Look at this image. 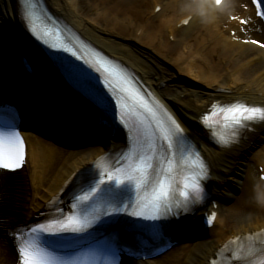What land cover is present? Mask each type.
Returning <instances> with one entry per match:
<instances>
[{"label": "bare ground", "instance_id": "bare-ground-1", "mask_svg": "<svg viewBox=\"0 0 264 264\" xmlns=\"http://www.w3.org/2000/svg\"><path fill=\"white\" fill-rule=\"evenodd\" d=\"M150 1L153 3V10L165 3L153 16L154 18L163 14L167 6L168 10H173L184 2V0ZM231 1L234 5L238 2V5L246 2L248 10L246 19H249L255 29L253 31L247 23L244 27L238 23L233 24L232 30L238 35L244 30L253 36L256 33L264 38V23L256 14L252 0ZM44 2L83 39L131 71L145 91L174 117L185 135L196 145L207 161L209 177L205 186L208 199L186 212L180 211V218H172L166 226L167 235L174 241L187 240L197 232H204L209 237L205 242L206 251L189 258L188 247L171 248L164 256V261L150 262V264H222L235 248L264 239V204L258 202L256 189L258 184L264 185V181L260 178L264 174V151L262 155L255 157V151L264 143V120L247 123L226 143L217 141L212 132L201 122L204 112L214 102L219 104L241 102L264 108V50L261 44L256 45L252 42L251 45L249 43L244 47L246 52L253 53L256 57L250 58L242 67L248 65H254L253 68L261 67L260 70H254L247 80L242 79L239 70L226 72L224 75L218 73L207 75L208 73L201 71L194 76V79L190 78L187 72L179 71V76L184 75L193 82L191 85L194 87L187 88L177 82L178 74H169L156 57L147 52L145 54L137 51V54L134 49L117 40L120 37L115 33L128 34L132 27L136 29L135 33L141 29L135 27H141L143 20L140 25H135L134 20L139 17L142 7L148 0H44ZM200 2L203 9L207 10V16L187 10L175 18L174 25L171 24V19L164 20L166 25L165 35H162L164 46L168 45L169 38H175L179 33L192 27L200 17H204L211 24L215 22V14L220 11L215 5V0H200ZM81 14L94 18L88 20ZM188 19L187 25L178 30L177 25ZM101 27L108 29L109 32ZM224 27H216V31L223 37V42L227 43L233 40L236 34L232 36L230 31L228 35H224L222 30ZM146 34L147 30L144 28L141 36ZM203 53L204 50L200 48L199 56L207 60ZM3 55L7 57L5 63ZM22 57H26L32 64L37 77L41 79L52 77L53 69L38 52L28 33L20 0H0V73L11 76L13 68L9 67L15 66L16 60L18 58L21 60ZM62 97L63 95H60V98ZM36 99L38 100L39 97L36 96ZM28 100L30 103L34 101V95L31 94ZM63 103H60L59 110L62 112L55 120L57 122L55 125H61L60 127L63 128L69 122L70 126L67 130L72 132L73 127L76 130L74 137L79 136L82 140L98 144L73 152L75 156H69L68 161H64L61 152L41 142L37 134L29 130L22 131L28 142L27 158L22 169L10 173L0 168V264H21L19 246L29 235L30 229L105 155H111L125 146L124 134L117 133L108 137L104 130L92 127L89 123L86 126L82 123L84 121H81L85 117L80 113L75 116L68 111L69 115L72 114L69 117L66 111L62 110L66 101L63 100ZM46 106L50 104L47 103ZM53 116L56 115L51 112L48 118L52 120ZM68 118L70 121H67ZM80 132L84 133L80 136ZM25 183L35 190L46 189L45 195L37 196L39 202L33 208L21 203L20 207L13 209L11 207L10 211H7L6 201L15 200L12 194L22 185L26 187ZM227 184H231L241 195L235 197L225 188ZM229 199H235L237 205L228 208L226 202ZM63 209L66 211L67 205ZM212 212L217 213L214 225L211 228H204L203 217ZM120 264H147V262L127 258Z\"/></svg>", "mask_w": 264, "mask_h": 264}, {"label": "snow or ice", "instance_id": "snow-or-ice-1", "mask_svg": "<svg viewBox=\"0 0 264 264\" xmlns=\"http://www.w3.org/2000/svg\"><path fill=\"white\" fill-rule=\"evenodd\" d=\"M220 0H218V3ZM256 5V14L264 18V0H252ZM187 23V21H184ZM242 25L246 24V20H240ZM258 43L257 41H252ZM264 47V44L260 45ZM65 51L71 52L70 48L65 47ZM75 55V53H72ZM96 63L101 68L110 74H115L116 69L109 65V63L97 54ZM139 99L140 105L146 109L154 118L157 111L161 112L166 117L167 127H161L162 139L167 142L168 151H172L177 146V141L174 137L182 136V129L176 121L163 111L162 107L156 103L155 110L149 106L139 94H135ZM219 107L213 105V111L211 115H205L202 121L205 125L213 123L212 117L217 115L215 109ZM220 114H223L225 126L237 125L241 126L245 121H255L257 119L264 120V108L262 107H250L243 103L231 104L228 107H220ZM123 119V117H122ZM158 124L162 123L157 121ZM221 143H226L224 137L220 138ZM181 151V159L190 164L192 167L199 168L198 172H189L184 175L179 181L183 186L179 189V195L183 197V201H177L178 207L186 206L190 199V191L196 194V199L200 198L203 189L201 187L200 180L206 177V164L196 154V158L190 160L189 157L183 155V149ZM175 152H173V158ZM173 158L168 159L167 167L161 166L159 171L152 163L149 162L150 157L140 153H131L125 157L128 163L115 169L116 174L111 172L103 173L106 176L105 179H100L98 182L93 183L87 190H82V194L75 197L76 203L71 206L72 210L80 206H87L91 203H95L97 200L107 198L109 201L119 199L130 186L135 187L138 194L148 192V195L143 196L136 203L138 210L131 213V215L138 217H145L146 214H150L148 218L153 220L160 218L161 208L165 212L170 211L169 203L174 199L177 192V180L173 175L174 163ZM24 159V142L18 134L13 133L9 139V143L6 146L2 137H0V168L15 169L21 166V162ZM120 208L114 207L111 212L105 210V215H112L119 213ZM91 217V218H90ZM99 219L98 215L90 213L84 208L81 213L73 212L72 215L67 216L61 220H55L49 224H38L36 227L30 229L31 234L44 233L49 236H57L62 232L83 233L91 228L95 221ZM154 227H160L155 226ZM50 243H57L52 241ZM19 252L21 256V264H57V262L49 258V253L46 249L41 248L34 241L24 240L19 246Z\"/></svg>", "mask_w": 264, "mask_h": 264}, {"label": "rangeland", "instance_id": "rangeland-1", "mask_svg": "<svg viewBox=\"0 0 264 264\" xmlns=\"http://www.w3.org/2000/svg\"><path fill=\"white\" fill-rule=\"evenodd\" d=\"M162 4L165 5V3ZM238 4L234 5L231 0H226L220 11L215 14V22L213 24L209 23L204 17H200L192 27L179 33L175 38H169L168 45L164 46L162 43V35H165L164 32L166 31V25L164 24L165 19H171V24L174 25L176 22L175 18L184 11H194L202 16H207V10L205 8L203 9L200 0H184L179 7L177 6V8L173 10H168V6L166 5V11L159 17L154 18L153 16L157 14V10H153V3L148 0L144 7H142V12L139 17L134 20L135 25H140L143 20L141 27H135L141 29L135 33L136 29L132 27L128 34H115L120 37L117 39L118 41L134 49L137 54L138 52L145 54L147 52L156 57L160 65L168 71L169 74H178L177 82L187 88H193L194 86L191 85L193 82L184 75L180 74L179 76V71L187 72V75H190L189 77L194 79V76H197L201 71H205L208 73L207 75H211V73L224 75L226 72L239 70L242 73V79L247 80L254 70H260L261 68H253L254 65L242 67L250 58L253 59L256 57L253 53L246 52L244 49L245 45H248L247 43L250 41L247 34L243 32L240 35H235L236 37L233 40H229L225 43L222 40L223 37L216 31V27L225 26L222 30L224 35H228L230 31L234 32V30H232L234 27L233 24L240 23V20H246V2L240 3V5ZM183 7L185 9H183ZM81 16L88 20L94 18L84 14H81ZM144 28L147 30V34L146 36H141ZM101 29L109 32L106 28L101 27ZM178 29L180 30V28ZM151 33L153 35H150ZM254 39V41L260 40V42L264 40L258 36ZM200 48L204 50L203 54H205L207 60H203V57L201 58V56H199ZM213 64L216 66L214 67ZM248 68L249 70L247 71ZM168 93L175 94L174 92ZM65 120L66 118L62 120V123H64ZM42 129L46 133L43 138L41 137L42 142L50 147L58 149L64 161H68L69 156L74 157L75 155L73 152H78L82 147L96 144V142H89L82 139L76 140L74 137H71L73 134L68 130L63 134L59 129L56 130L52 128L48 123L45 124ZM261 146L264 148V143L261 144ZM235 178L238 177L235 176ZM225 188L235 195V197L238 198L240 196V192L235 190L231 184H227ZM45 191L42 189L35 190L27 186L22 187L19 190V194L17 192L14 194L16 200L13 202L15 203L9 204L10 200L7 201L6 210L10 211V207H12V209L18 207L17 205L19 203H23L28 207H34L38 203L37 196L44 195ZM226 205L227 207L235 206L237 205V201H235V199H229ZM207 239L208 237L205 234H195L189 240L179 242L175 247L187 245V252L191 258H194L196 255H199V253L206 251L207 245L205 242Z\"/></svg>", "mask_w": 264, "mask_h": 264}, {"label": "clouds", "instance_id": "clouds-1", "mask_svg": "<svg viewBox=\"0 0 264 264\" xmlns=\"http://www.w3.org/2000/svg\"><path fill=\"white\" fill-rule=\"evenodd\" d=\"M256 189L258 202L264 204V185L258 184Z\"/></svg>", "mask_w": 264, "mask_h": 264}]
</instances>
